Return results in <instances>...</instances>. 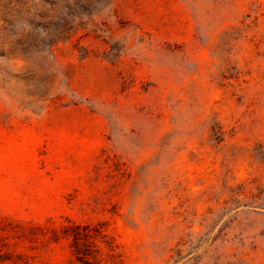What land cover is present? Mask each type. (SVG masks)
I'll return each mask as SVG.
<instances>
[{
    "label": "rangeland",
    "instance_id": "1",
    "mask_svg": "<svg viewBox=\"0 0 264 264\" xmlns=\"http://www.w3.org/2000/svg\"><path fill=\"white\" fill-rule=\"evenodd\" d=\"M0 264H264V0H0Z\"/></svg>",
    "mask_w": 264,
    "mask_h": 264
}]
</instances>
